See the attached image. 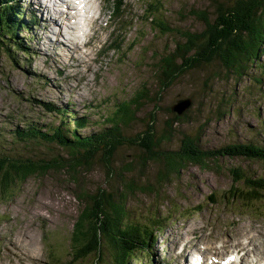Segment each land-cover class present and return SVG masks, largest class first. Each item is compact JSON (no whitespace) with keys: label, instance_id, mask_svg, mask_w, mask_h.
Returning a JSON list of instances; mask_svg holds the SVG:
<instances>
[{"label":"rangeland","instance_id":"1","mask_svg":"<svg viewBox=\"0 0 264 264\" xmlns=\"http://www.w3.org/2000/svg\"><path fill=\"white\" fill-rule=\"evenodd\" d=\"M160 1L159 15L177 29V34L160 36L151 22L141 20L146 4L157 3L156 0H125L115 30L117 35L122 34L118 50L111 57L105 53L93 72L79 80L75 73L70 77L63 70L65 58L52 57L56 52L63 53L49 43L53 32L48 31L53 29L54 21L46 20L48 31L44 30L39 14L33 26L35 22H28L31 10L28 0H21L20 9L31 33L23 30L16 32V36L32 57L26 58L22 52L13 50L16 53L12 54L13 61L10 57L0 60V154L45 160L69 158L68 150L55 145L15 141L13 130L21 129L25 121H34L38 126L57 124L59 119H54L55 115L48 114L41 104L51 103L73 109L76 117H87L93 126H87L81 133H92L104 125L103 119L121 99L131 97L142 85L156 91L154 66L161 56L173 50L180 38L178 31L201 33L205 28L196 17L186 16L189 11L205 12L213 18L217 7L228 6L234 0ZM56 34L60 35V31ZM24 38L30 41L25 43ZM260 61L264 64V54ZM254 78H260V83ZM157 97L156 108L150 103L140 108L138 121L125 131L127 136L145 129L154 116L157 138L171 129L170 140L162 144L165 148H177L181 138L188 134L198 137L201 147L206 149L238 143L264 148V74L256 67L237 78L213 59L177 78ZM186 98L192 101L186 118L175 121L170 107L178 99ZM140 157L138 147L123 146L110 164L112 176L109 168L95 160L90 166L78 168L76 180L68 169H60L16 182L8 192L0 188V264H93L94 256L74 260L69 246L80 208L75 196L78 188L89 193L101 189L119 196L122 191L119 174L126 183L133 180L138 186L148 185L145 191L128 195L125 210L130 221L160 225L155 229L158 239L149 252L137 250L129 264H189L190 256L198 252L224 257L232 251L230 247L243 248L245 233L246 237H254L255 244L264 242V212L258 211L264 209V199L249 204L251 209L239 205L246 203L232 204L222 199L232 187L230 169L239 167L248 176L264 178V163L224 158L209 169L188 165L178 175L158 184L161 167L149 163L140 170ZM127 164L134 170L124 172ZM209 196L216 202L209 200ZM256 229L261 232L248 233ZM184 244L188 247L182 252ZM258 245L263 246L261 242ZM254 254L258 253H251L250 258L256 257Z\"/></svg>","mask_w":264,"mask_h":264},{"label":"trees","instance_id":"2","mask_svg":"<svg viewBox=\"0 0 264 264\" xmlns=\"http://www.w3.org/2000/svg\"><path fill=\"white\" fill-rule=\"evenodd\" d=\"M156 1L146 4L141 20L144 17L150 20L152 29L160 36L177 34V29L170 27L167 20L159 15L162 6L160 0ZM4 3L0 1V60L10 57L13 61L12 54H16L13 50L22 52L30 59L32 55L29 49L19 43L16 36V32L29 29L17 21L16 15L21 17L22 14L16 7ZM188 15L202 21L205 28L201 33L178 31L180 38L173 50L161 56L154 66L153 73L158 86L156 91H149L146 84L142 85L131 97L121 99L111 114L103 119L104 125L92 133H81L87 126H93L88 123L87 117H76V113L69 108L41 103L42 108L48 114L55 115L53 118L59 119V122L38 126L34 121H25L21 129L13 130V139L38 146L55 145L68 150L69 158L45 160L0 154L1 190L8 192L16 182L42 177L60 169H68L72 179L76 180L79 169L84 165L90 166L95 160L109 168L112 176L110 164L123 146L139 148L140 170L146 169L149 163L161 167L158 184L178 175L188 165L209 169L211 164L224 158L264 163V148L258 145L238 143L206 149L201 147L198 137L189 134L181 138L177 148H165L162 144L170 140L171 129L157 138L154 116L142 131L133 136L125 134L127 128L138 121V112L144 104L150 103L156 108V98L162 90L203 63L208 64L217 59L224 69L237 78L245 76L251 67L258 68L264 74V64L260 61L264 54V0H234L228 6L217 7L213 18L205 12L196 14L189 11ZM254 80L260 83V78ZM185 113L173 116L174 120L185 119ZM124 169L127 173L134 170L131 164H127ZM229 173L232 187L224 193L223 200L232 204L246 203L239 205L251 209L248 208L249 204L264 199V178L248 176L239 167L230 169ZM118 176L122 179L119 196L101 189L89 193L78 188L75 198L80 208L69 245L74 260L84 261L94 256L93 264H129L137 250L149 252L151 244L158 238L155 229L160 227L159 224L150 221H145L144 225L131 222L125 210L128 195L143 192L148 185L138 186L133 180L126 183L122 174ZM149 191L153 189L150 187ZM209 200L216 202L212 196H209ZM258 211L264 212V209L258 208Z\"/></svg>","mask_w":264,"mask_h":264},{"label":"water","instance_id":"3","mask_svg":"<svg viewBox=\"0 0 264 264\" xmlns=\"http://www.w3.org/2000/svg\"><path fill=\"white\" fill-rule=\"evenodd\" d=\"M191 99H178L174 105L170 107V111L177 116H182L191 106Z\"/></svg>","mask_w":264,"mask_h":264},{"label":"bare ground","instance_id":"4","mask_svg":"<svg viewBox=\"0 0 264 264\" xmlns=\"http://www.w3.org/2000/svg\"><path fill=\"white\" fill-rule=\"evenodd\" d=\"M49 22H50V20H49ZM43 29V28H42ZM247 238V243H246V247H248V246H253V247H255V243H253V241H254V237H252V236H248V237H246ZM257 253H258V251H257ZM216 254V253H215ZM215 254H213V256L215 255ZM184 255V254H183ZM247 255H248V251L247 252H245L244 253V256L245 257H247ZM254 255H256V254H254ZM224 258L222 257V259L220 260V261H215L214 259H213V262H214V264H224ZM240 263H241V261H240Z\"/></svg>","mask_w":264,"mask_h":264}]
</instances>
